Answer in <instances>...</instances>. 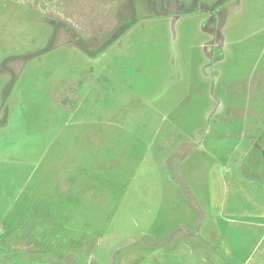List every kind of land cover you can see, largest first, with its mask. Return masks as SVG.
<instances>
[{"label": "rangeland", "instance_id": "374dc122", "mask_svg": "<svg viewBox=\"0 0 264 264\" xmlns=\"http://www.w3.org/2000/svg\"><path fill=\"white\" fill-rule=\"evenodd\" d=\"M119 1L0 0V264H264V0Z\"/></svg>", "mask_w": 264, "mask_h": 264}, {"label": "flooded vegetation", "instance_id": "af4514ba", "mask_svg": "<svg viewBox=\"0 0 264 264\" xmlns=\"http://www.w3.org/2000/svg\"><path fill=\"white\" fill-rule=\"evenodd\" d=\"M143 1H145L146 2V4H147V0H143ZM178 1V6H179V8H178V11H177V13H176V15L177 16H182V15H195V14H198V12L199 11H201L202 10V12H204V13H207L206 15H208L207 17V19L209 20V26H215V27H217L218 25H219V17L222 15V11H223V7L224 6H226V4L229 2V1H231V0H216V1H213V2H211V3H203V4H201L200 6H201V8H196L195 10H193V11H190L191 9H187L185 6H184V3H183V1H181V0H177ZM130 4L132 5V8H131V11H132V13H131V20L130 21H128V22H126V23H123L122 25H120L119 26V29L117 30V32L116 33H114V34H112L111 35V38H109V40H111V39H113V38H115L116 37V34L119 32V31H122L123 33L118 37V38H120L123 34H125V33H127V32H129L130 31V25L133 23L132 21L133 20H137V18H136V16H135V11H136V7H135V5H134V0H130ZM216 11H218V12H216ZM220 11V12H219ZM165 16H169V17H173V15H169L168 13H160L159 15H158V19L159 18H163V17H165ZM129 24V25H128ZM134 24H136V22L134 23ZM60 26V28H64L68 33H70V35H72L74 38H76V40H77V44H78V46H79V48H81V50L86 54V55H88L89 57H92L91 55H89V54H87L84 50H83V48H82V44H85L87 47H88V49L90 50V46H89V44H88V42L87 41H85V40H82L81 39V37H79L78 35L79 34H77L76 32H75V30H73V29H71L70 28V26L67 24V23H64V22H61V24L59 25ZM130 26V27H129ZM215 30H216V28H215ZM55 34H56V32H55ZM77 35V36H76ZM117 38V39H118ZM117 39L113 42V44L117 41ZM108 40V41H109ZM107 41V42H108ZM106 42V43H107ZM105 43V44H106ZM214 43V42H213ZM105 44L103 45V46H105ZM112 44V45H113ZM102 46V47H103ZM111 46V45H110ZM109 46V47H110ZM212 46H214L215 47V44L214 45H212ZM101 47V48H102ZM108 47V48H109ZM108 48H106L101 54H103ZM98 50V49H97ZM97 50H94L93 52H95V51H97ZM90 52H92L91 50H90ZM100 54V55H101ZM99 55V56H100ZM99 56H97V57H99ZM92 58H95V57H92Z\"/></svg>", "mask_w": 264, "mask_h": 264}, {"label": "crops", "instance_id": "0c3cea01", "mask_svg": "<svg viewBox=\"0 0 264 264\" xmlns=\"http://www.w3.org/2000/svg\"><path fill=\"white\" fill-rule=\"evenodd\" d=\"M124 1H127L128 3H129V1L130 0H120L119 1V3H120V5H119V9H122L124 12H121V13H119L120 15H119V17L120 16H125L126 18H130V16H131V13H126V11H129V10H131L130 8L128 9H126V7H125V5L123 4V2ZM135 1V0H134ZM214 1V0H213ZM216 1V0H215ZM130 4V3H129ZM131 8H132V5H131ZM196 9V7H191V10L190 11H193V10H195ZM139 9H137L136 8V11H135V16H136V18H137V20L138 21H140V20H143V19H146V20H148V17H144L143 19H138V17H137V11H138ZM139 11H141V10H139ZM196 15H198V14H193V15H182V16H176L177 17V19H176V23H177V25L179 26V23L183 20V18L185 17V16H192V17H194V16H196ZM116 17H117V14H116ZM124 17V18H125ZM123 18V19H124ZM163 18H170L169 16H165V17H163ZM210 29V28H209ZM208 28L206 29V28H204L203 27V29L202 28H200V30H197L198 32H199V34L204 38L205 36H207L208 37V39L207 40H205L204 42H203V45L206 43H208V44H211V43H213L214 42V44H215V47L216 48H219L220 47V44H222V38L224 37V35L222 36V34H223V31H222V29H219V31L220 32H218V36L216 35V33H213V30L212 29H210L209 30ZM81 32V31H80ZM87 32V30L84 32V33H86ZM90 34H92V33H90L89 31H88V34L87 35H90ZM211 36H212V39H211ZM215 36L217 37V38H215ZM209 41H212L211 43L209 42ZM211 46V45H210ZM208 48V47H207ZM206 70L207 69H205V72H206ZM172 236V235H171ZM170 236V237H171ZM168 238V237H167ZM153 242H154V244H156L157 242L155 241V240H153ZM169 244V243H168ZM28 246V245H27ZM29 247H30V249L28 248L27 249V251H30L31 253H28V256L29 257H32V258H34L35 259V255L37 256V257H39V258H44V257H46L47 255L46 254H35L36 253V251H34V246H31V245H29ZM140 248V247H139ZM142 249H144V250H148V247H141L140 248V250H142ZM35 252V253H34ZM75 254H77V253H75ZM78 255V254H77ZM164 257H163V255L159 252V251H156L155 253H149V254H145V255H142V254H139V261L137 262V264H170V262H168L166 259L164 260L163 259ZM64 262H66V261H64ZM63 262V264H68V262H66V263H64ZM82 263H84V261L82 262ZM81 263V264H82ZM173 264V263H172Z\"/></svg>", "mask_w": 264, "mask_h": 264}, {"label": "trees", "instance_id": "16d2710c", "mask_svg": "<svg viewBox=\"0 0 264 264\" xmlns=\"http://www.w3.org/2000/svg\"><path fill=\"white\" fill-rule=\"evenodd\" d=\"M130 27V26H129ZM123 32L122 31H119L117 34H116V37L109 40L105 46H103L102 48H100L99 50L95 51V52H90V50L88 49V47L85 45V44H82V48L83 50L91 55L92 57H97L99 56L106 48H108L110 45L113 44V42L122 34ZM262 154L264 155V150H261Z\"/></svg>", "mask_w": 264, "mask_h": 264}]
</instances>
